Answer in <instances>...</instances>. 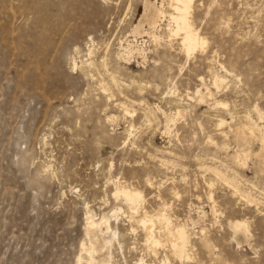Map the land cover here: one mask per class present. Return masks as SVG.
<instances>
[{"label": "rangeland", "instance_id": "374dc122", "mask_svg": "<svg viewBox=\"0 0 264 264\" xmlns=\"http://www.w3.org/2000/svg\"><path fill=\"white\" fill-rule=\"evenodd\" d=\"M143 4L144 0H0V264H77L84 255L82 244L88 243L87 208L97 218L121 208L118 218H111L123 241L122 248L117 242L112 248L117 264H137L139 259L161 264L169 248L158 246L156 255L148 251L140 213L130 218L122 197L113 193L117 178L144 191L148 211L168 202L173 223L186 222L191 229V258L171 257L172 264H264L262 145L255 137L245 144L230 130L246 122L248 115L264 133V118L254 108L264 112V0L198 1L191 20L208 43L188 60L179 51V38H166L173 12L169 0L156 29L164 38L158 45L148 34L153 30L148 23L141 35L133 33ZM129 42L147 48L145 61L138 54L130 60L122 57ZM92 46L94 76L81 66ZM117 65L124 68L116 84L111 71ZM210 68L227 81L216 88ZM100 81L113 92L111 102L99 89ZM175 84L176 95L171 93ZM207 86L215 96L206 95ZM197 89L206 98L194 96ZM213 98L228 102V108L217 106ZM113 102L126 103L137 115L122 117ZM158 106L167 113L183 110L170 132ZM111 114L120 117L114 123L106 121ZM219 118L230 123L218 129ZM131 122L137 132L123 142ZM237 145L250 146L244 166L229 159ZM165 158L172 164L162 165ZM212 169L233 179L251 201L233 195L234 189ZM146 175L153 178V186L146 183ZM174 189L181 197L173 195ZM210 191L217 213L206 197ZM229 218L250 220L249 243L242 235L232 240ZM204 227L210 249L202 247Z\"/></svg>", "mask_w": 264, "mask_h": 264}, {"label": "bare ground", "instance_id": "6f19581e", "mask_svg": "<svg viewBox=\"0 0 264 264\" xmlns=\"http://www.w3.org/2000/svg\"><path fill=\"white\" fill-rule=\"evenodd\" d=\"M200 1V0H169L170 6L173 9V12H171L169 14V26H167V30L165 27V31H166V38L167 41H172L175 38H179V51L182 52L186 59H190L195 52L199 49V48H204L205 45L208 43L207 39L205 38V36L203 37L200 32L199 29H197L194 26V21L191 20V13L195 7V4ZM144 13L141 17V19L139 20V22L135 25V27L133 28V33L135 35H141L143 33L144 30V24L148 23V26L150 25L153 30L151 33H148L150 35V37L152 38V41L154 42L155 45H158L159 42L161 40H163L164 38L162 37L161 34H159L156 29L160 26L161 21L163 19V17L165 18L166 16V11H165V0H162V2L160 4H158L156 1H152V0H144ZM167 5V4H166ZM168 8V7H167ZM168 10V9H167ZM168 13V12H167ZM168 15V14H167ZM146 25V24H145ZM162 27V26H161ZM150 28V27H149ZM145 31V30H144ZM132 32V30H131ZM132 34V33H131ZM91 40V39H90ZM135 41H137L134 38ZM166 40V39H165ZM129 41V40H128ZM132 41V39H131ZM133 42V41H132ZM126 43L128 44L127 47H125V51L121 54L122 57L123 56H127V60H130L135 54H138L139 56L142 57V59L145 61L147 59V48L144 47V45L140 46V45H136L135 43ZM150 42V40H149ZM94 43V42H93ZM92 43V44H93ZM122 43V42H121ZM95 44V43H94ZM91 45V44H90ZM171 45V44H170ZM93 47V46H92ZM90 47L88 50V55H89V59L87 61H82V67L86 66L88 68V73H90L91 76H94L91 74V67L94 64V61L91 59L93 56L94 51V47L92 48ZM119 47V46H118ZM122 48V47H121ZM77 49V48H76ZM108 49V48H107ZM200 50V49H199ZM107 51V50H106ZM121 51V50H119ZM118 51V52H119ZM152 52V51H151ZM106 55V54H105ZM116 55V53H115ZM120 55V56H121ZM137 55V56H138ZM118 56V55H117ZM88 57V56H87ZM75 59V58H74ZM87 59V58H86ZM78 60V59H77ZM102 60V59H101ZM108 61V60H106ZM121 61V60H119ZM104 65L107 66V63L105 61H103ZM128 63V62H127ZM74 69L78 67L77 62L74 60ZM116 64H119L118 62ZM104 66V68H105ZM185 66V65H184ZM219 66L222 67V69H224L226 72H230V69L226 68L224 65L220 64ZM101 67V66H100ZM122 67V66H120ZM118 65L115 67V69H112L113 71H111V79L114 83H118V73H120V68ZM220 67V69H221ZM84 68V67H83ZM109 68V67H108ZM124 67H122L123 69ZM110 71H108L109 73ZM210 72H211V79H213V83L215 84L214 86L217 88V86H219V84H224L226 80V76L219 74L217 71H215L213 68H210ZM100 73V72H99ZM105 73V72H103ZM231 73V72H230ZM229 73V74H230ZM88 75V74H87ZM182 75V74H181ZM136 76V75H135ZM176 76V75H175ZM173 76V77H175ZM172 77V78H173ZM177 77V76H176ZM122 78V77H121ZM166 78V77H165ZM168 78V77H167ZM178 78V77H177ZM176 78V79H177ZM200 78V77H199ZM204 77H202L201 79H203ZM124 79V78H123ZM126 79V78H125ZM129 79V78H128ZM127 79V80H128ZM141 79V78H140ZM171 79V78H170ZM205 79V78H204ZM95 80V79H94ZM98 80V79H97ZM135 80V79H134ZM133 80V81H134ZM143 80V79H141ZM169 80V79H168ZM172 80V79H171ZM170 80V81H171ZM200 80V79H199ZM229 80V79H228ZM99 81V80H98ZM110 81V80H109ZM136 81V80H135ZM173 80V84H174ZM145 82V81H144ZM204 82V81H203ZM99 83V89L101 90V92L106 96L107 100H109L111 102L112 99H115L113 92L111 91L109 85L103 81L97 82V84ZM150 82H147L146 84L144 83V85L146 86H150L149 85ZM171 83V82H170ZM205 83V82H204ZM211 83V82H210ZM127 84V83H125ZM151 84V83H150ZM152 85V84H151ZM201 85V84H200ZM210 85V84H209ZM217 85V86H216ZM145 86V87H146ZM175 88L174 90H171V88H169L171 90L172 94L176 95L177 92V86L176 84L174 85ZM204 86V85H202ZM206 86V85H205ZM156 87L158 88L159 85L157 84ZM169 87V85H168ZM201 87V86H200ZM199 87V88H200ZM196 88V87H195ZM208 88V86L206 87V89ZM222 88V87H221ZM125 89V88H124ZM121 90V89H120ZM123 90V89H122ZM217 90V89H216ZM124 91V90H123ZM126 92V91H125ZM137 92V91H136ZM165 92V91H163ZM168 92V91H167ZM190 92V91H189ZM192 92V91H191ZM206 92V91H205ZM217 92V91H216ZM187 93V92H186ZM208 94L209 96H215L211 91L206 92V95ZM123 94V93H122ZM121 94V95H122ZM163 94V93H162ZM161 94V95H162ZM169 94V93H168ZM168 94L166 96H168ZM126 95V94H125ZM124 95V96H125ZM177 95H179L177 93ZM193 95V94H192ZM203 95V94H202ZM205 95V96H206ZM188 96V94H187ZM194 96L199 97L201 100H203V96H200V89H197V91L194 93ZM194 96H191L192 100H194ZM133 97V96H132ZM218 97V96H217ZM135 98V97H134ZM169 98V97H168ZM185 98V97H184ZM189 98V97H187ZM206 98V97H205ZM210 98V97H209ZM216 98V97H215ZM119 99V98H118ZM129 99H132L131 96ZM143 99V98H142ZM190 99V98H189ZM140 99H138L139 101ZM144 100V99H143ZM172 100V99H171ZM181 100V99H180ZM185 100V99H184ZM197 100V99H196ZM200 100V102H201ZM212 100V99H211ZM214 100V98H213ZM133 101L135 102L136 100L133 99ZM147 101V100H146ZM205 101V100H204ZM142 102V101H141ZM177 102V101H176ZM183 102V100L181 101ZM199 102V101H198ZM215 104L219 107H223V108H228L229 103L226 101H222L220 100H214ZM213 102V103H214ZM115 103V102H113ZM191 103V102H190ZM154 104V103H153ZM195 104V103H194ZM214 104V105H215ZM157 105V104H156ZM192 105V104H191ZM115 106L118 107V109L120 110V113L122 115V117L126 118V117H131L133 119V117L135 115H137V112L135 109L129 107L126 103L124 102H118L115 103ZM148 106V105H147ZM196 106V105H195ZM255 110L257 111L258 115L260 118H264V112H262V110L257 106L254 105ZM149 107V106H148ZM151 107V106H150ZM156 107V106H155ZM170 107V106H169ZM159 110L162 112L163 117L166 121V130H169V126L174 124L175 121V116H180L183 114V110L182 108H177L175 112H171V113H167L165 110H163L160 106H158ZM195 108V107H194ZM253 108V109H254ZM172 110V109H171ZM170 110V111H171ZM141 112V111H140ZM232 112V110H231ZM255 112V111H254ZM142 113V112H141ZM191 116V114H190ZM120 116L116 115V114H111L108 115L106 117V121L109 122H116L118 120ZM145 117V116H144ZM149 118V116H147ZM192 117V116H191ZM239 117V116H238ZM181 118V117H180ZM131 120V119H130ZM183 120V119H182ZM234 120V119H233ZM262 120V119H261ZM260 120V121H261ZM150 121V118H149ZM231 121V120H230ZM244 122L243 124H238L239 126L234 129H230L231 131H235V135L237 138L243 139L245 140V144H248V140L249 138L255 137L256 139H258L261 143V148H260V153L262 154V158L264 160V133H260V126L253 122L252 118L250 116H245L244 118ZM264 121V120H263ZM148 122V121H147ZM236 122V121H235ZM230 122L227 121L224 118H219L216 122V127L218 129H221L224 125L229 124ZM130 128L127 129V137H125L123 142H127L128 140L131 139V136H133V132H137L134 131V123L131 122V124L129 125ZM228 127V126H227ZM263 127V126H262ZM128 128V127H126ZM231 128V127H230ZM136 129V128H135ZM165 130V131H166ZM264 131V130H263ZM170 132V130H169ZM135 135V134H134ZM225 135V134H224ZM228 135V134H227ZM209 137V135H208ZM226 137V135H225ZM209 138L212 139V137L210 136ZM179 139V138H178ZM47 140V139H46ZM208 141V140H207ZM240 142V141H237ZM45 143V142H44ZM180 143V142H179ZM125 144V143H124ZM133 144V143H132ZM170 144V142H169ZM224 144V143H223ZM218 145V144H217ZM240 145V144H239ZM224 146V145H223ZM222 146V148H223ZM246 146V145H244ZM169 147V146H168ZM217 147V146H216ZM230 147V146H228ZM221 148V149H222ZM235 151L229 155L230 156V160L231 162H233L236 165H246L248 158V155L250 154L251 150H250V146L247 147H241L237 145V148H234ZM162 150V149H161ZM165 150V149H164ZM259 151V150H258ZM166 152H169L168 150ZM172 152V151H170ZM257 152V151H256ZM174 153V152H173ZM170 154V153H169ZM175 154V153H174ZM256 154V153H255ZM258 155V153H257ZM176 156V155H175ZM208 156V155H207ZM226 156V155H225ZM152 157V156H151ZM200 157V156H199ZM211 157V155H210ZM224 157V156H223ZM154 159V158H153ZM168 159V158H167ZM197 159V158H196ZM203 159V158H202ZM216 159V157H215ZM223 159V158H222ZM219 160V159H218ZM262 160V161H263ZM157 161V160H155ZM221 161V160H219ZM227 162V160H225ZM51 162V161H50ZM158 162V161H157ZM156 162V163H157ZM161 164L165 166V164L169 163L168 160H161ZM232 163V164H233ZM249 163V162H248ZM159 164V163H158ZM159 164V165H161ZM172 164V163H169ZM44 165V164H43ZM114 165V164H113ZM225 165V164H224ZM173 166V165H172ZM205 166V165H203ZM227 166V165H226ZM49 167V166H48ZM167 167V166H166ZM208 167V166H207ZM230 167V166H229ZM50 168V167H49ZM234 168V167H233ZM232 168V170H233ZM163 169V166H162ZM167 169V168H166ZM175 169V168H174ZM44 170H48V169H44ZM43 170V171H44ZM211 170V168H210ZM213 172L215 173L216 178H218L219 180H223L222 182L228 184L230 187H232L234 190V192L232 193L233 195L238 194L239 197H242L241 199L245 198V200L247 201L250 200L251 201V195L248 194L247 192H244L243 190H241L239 188V186L235 183V181L229 177H227L222 171L218 170V169H212ZM166 171V170H165ZM45 172V171H44ZM51 172V171H49ZM168 172V171H167ZM212 172V173H213ZM47 173V172H46ZM213 173V174H214ZM49 174V173H48ZM240 176V174H238ZM147 176V175H146ZM154 177V176H153ZM183 177V176H182ZM120 178V177H119ZM146 178V177H145ZM184 178V177H183ZM238 178V177H237ZM113 179V178H112ZM118 179V178H117ZM116 179L115 182V192L114 195L115 196H121L123 199L124 204L127 206V208L130 209L131 212V217H133V214H139V222L141 223L143 229H144V237H145V244H146V248L148 249L149 252L153 253L154 255L157 254V248L158 246L160 247V245H165L169 248V253L170 255H165L162 259H161V264H172L171 261V257L179 259L180 261H184L185 259H189L191 258V254H190V246L193 245V240H192V232L191 229L188 227L187 223H173V217L168 213V208H169V203L168 202H163L162 205L160 207H158L157 209H154L153 211H148L145 207H144V203H145V193L143 190H140L138 188H136V186L134 187L133 182L130 184L127 183L126 181H118ZM182 179V178H181ZM245 179V178H244ZM155 180V179H154ZM243 180V177H242ZM113 181V180H112ZM146 183L150 186L154 185V181L153 178L150 177V175L147 176V178L145 179ZM156 181V180H155ZM161 181V179H160ZM113 182V183H114ZM241 183V182H240ZM163 181L161 183H159L158 188L160 189L162 187ZM113 185V186H114ZM135 185V184H134ZM213 186V182H210L209 184ZM254 185V184H253ZM257 186H254L253 188H255ZM151 188V187H150ZM212 188V187H211ZM230 188V189H232ZM263 192V191H262ZM173 195L177 198L181 197V193L179 190L174 189L172 191ZM161 196V195H158ZM209 198V200H211V203L213 202L212 205V210L213 212L217 213V208H216V200L214 197V193L212 191H210V193L208 194V196H206ZM201 199V198H200ZM255 199V197H254ZM249 201V202H250ZM248 202V201H247ZM260 202V201H259ZM251 204V203H250ZM195 205V204H194ZM254 205V204H253ZM258 206V205H257ZM256 208V207H255ZM121 208L117 211L114 210L112 215L106 214V213H102V215L97 218V215L91 211L89 208H87V214L86 216V235L88 236V243H83L82 244V252L84 253V255H79L78 259H77V264H81L82 259H85V263L86 264H117L113 259V252H112V248L115 242H117L118 246L120 248L123 247V241L121 242L119 240V236H120V232L118 230V227L114 226L111 223V218L112 217H117L118 215V211H120ZM197 211V210H196ZM203 213V212H202ZM205 213V212H204ZM192 214V213H191ZM203 215V214H202ZM206 216V214L204 215ZM221 216V215H220ZM118 218V217H117ZM116 219V218H115ZM201 219V218H200ZM192 220V219H191ZM197 220H199L197 218ZM117 221V220H116ZM180 221V220H179ZM194 221V220H193ZM250 220H248L247 218H229L227 221V225L228 228L232 231L233 233V239H235V236L237 235H242L245 239V241L247 243H249L251 241V237L253 236L251 231H250ZM184 222V221H182ZM198 222V221H197ZM252 225V224H251ZM102 226H104L106 228V230H103ZM132 232L134 231L133 227L131 226L130 229ZM201 234L202 236L200 237L202 240V247L210 249L212 247V241L207 233L206 228H202L201 230ZM199 238V237H198ZM238 244H240V242L237 240ZM238 246V245H237ZM239 247V246H238ZM193 248V247H192ZM256 250V249H255ZM258 251V250H257ZM99 252H101L100 256H96V254H98ZM255 252V251H254ZM137 264H147L146 261H143L142 259H139V261L137 262Z\"/></svg>", "mask_w": 264, "mask_h": 264}]
</instances>
